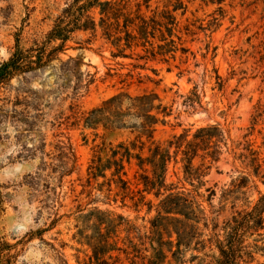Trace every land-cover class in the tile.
Masks as SVG:
<instances>
[{"label": "rangeland", "instance_id": "obj_1", "mask_svg": "<svg viewBox=\"0 0 264 264\" xmlns=\"http://www.w3.org/2000/svg\"><path fill=\"white\" fill-rule=\"evenodd\" d=\"M182 1L188 9L184 16L177 14L175 34L181 42L174 40L187 53L178 51L169 63L160 58L141 60L144 53L140 49L127 51L129 58L114 59V49L106 41L83 33L67 43L60 59H77L83 87L75 104L82 112L125 90L133 94L153 91L170 113L165 124L157 126V142L165 143L185 132H189L190 140L199 128L219 126L223 137L216 155L219 161L205 162L204 168H210L203 183L185 179L180 155L166 174L168 187L195 198L201 221L193 223L199 238L189 241V249L182 246L181 252H176L174 235L169 253L164 235L165 264H201L218 256L206 241L215 234L224 237L226 222L239 213H252L264 198V0H224L220 5L216 0ZM63 7L64 0H0V64L10 58L18 36L22 47L43 37ZM88 81L92 84L86 88ZM60 83L57 72L50 69L28 85L31 90H39L45 102L54 104L53 112L34 131L10 121L0 125V238L12 246L11 262L147 264L141 258L152 257L154 251L128 229L135 227L142 236L150 235L163 197L147 194L145 203L136 208L129 199L115 201V184L111 186L113 192H108L112 172H106L105 179L88 182L87 169L98 147L109 148L133 137L128 132L109 133L102 127L97 131L52 127L57 106L65 111L72 103L67 98L71 89L60 97L65 102H55ZM11 85L16 87L19 81L14 79ZM14 95V91L2 90L0 100L13 99ZM193 95L197 99L188 103ZM3 104L0 101V107ZM43 140L46 147L41 152ZM59 141L71 146L76 156L73 173L62 183L57 178H45L49 170L38 176L42 163H57ZM102 157L103 161L109 158L107 151ZM200 164L198 157L194 166ZM137 170L134 164L127 166L130 189L136 198L142 190V186L137 187ZM243 177L248 178L247 188L229 193L234 190L233 182ZM261 207L263 228L250 231L244 238V246H258L250 264H264V201ZM118 217L129 225L115 229L121 222ZM201 241L205 249L204 244L197 245ZM96 245L101 246L98 258L94 256ZM133 246L140 253H133ZM154 248L158 249L156 243Z\"/></svg>", "mask_w": 264, "mask_h": 264}, {"label": "trees", "instance_id": "obj_2", "mask_svg": "<svg viewBox=\"0 0 264 264\" xmlns=\"http://www.w3.org/2000/svg\"><path fill=\"white\" fill-rule=\"evenodd\" d=\"M224 0H216L222 4ZM164 5L161 6V3ZM187 5L182 0H64V7L54 19L51 29L41 38H35L29 47L21 46L20 36L16 38L15 46L10 58L0 64V94L2 90L14 91L13 99L5 98L0 107V125L10 121L15 126L26 127L34 131L44 122L47 116L53 112L54 104L43 100L39 90H31L28 85L42 76L47 70L57 72L62 83L57 89L58 95L55 102H65L60 99L62 95L71 89L72 100L68 107L69 114L57 106L56 114L52 116V127L91 129L97 131L103 128L109 133L128 132L132 139L120 142L116 146L110 144L109 148L98 147V151L92 157L88 166V182L106 178V172L110 171L112 179L108 181V192L112 193V184L116 185L114 199L121 198L123 202L129 199L138 208L145 203V195L153 193L157 198L163 197L157 207V216L151 224L150 235L142 236L135 227H129V234H136L139 241L149 243L154 255L146 260L147 264H165L168 256L163 251V237L167 236L166 246L170 253L173 248L172 237L176 235V252H181V247L190 248V240L198 239L199 234L193 223L201 221L198 218V207L195 198L191 194L176 191L175 188L166 185V174L172 161L177 163L181 156L183 174L187 181L193 183L207 176L205 162L210 159L212 163L219 161V146L222 144V134L219 126H207L199 128L192 139H188L189 132L180 136H174L165 143L157 142L154 138L157 126L165 124V118L170 116L167 107H163L157 94L153 91L131 93L122 91L103 101L101 105L88 112H82L75 104L83 87L82 76L77 65V59L69 58L62 62L60 55L66 51V45L72 41L78 33L89 34L93 38L100 36L113 49V58H129L127 51L142 50L144 56L141 60L149 61L160 58L169 63L175 60L178 51L183 55L187 50L178 44L174 38L181 42V37L176 36L178 27L177 14L184 16L187 13ZM188 35L190 31L186 29ZM59 64V65H56ZM17 79L19 85L13 87L12 81ZM92 84L88 81L86 88ZM73 85V86H72ZM72 86V87H71ZM196 95L187 99L193 103ZM10 109H4L5 106ZM48 112H45V110ZM162 117V119H161ZM45 140L42 141L39 150L44 152ZM58 155L56 164L42 163V173L49 170L45 178H57L60 183L65 176H70L76 164V156L71 146L59 141L56 145ZM109 158L103 161L102 153L106 152ZM200 157L201 164L194 166V161ZM138 169L135 178L138 179V198L130 189L127 166ZM56 175V176H55ZM248 178H241L233 182V189L228 191L246 189ZM208 191H211L209 189ZM213 193V192H212ZM132 194V195H131ZM226 193H224L225 197ZM136 199V200H135ZM264 198L259 200L252 213H242L233 216L226 222L223 231L224 237L218 234L210 237L206 243L210 248L218 252V256L210 257L211 261H202L201 264H250L254 260L257 245L244 246V238L250 231L263 228L261 204ZM3 198L0 192V210H2ZM152 206L150 205V211ZM97 211V210H96ZM112 215V214H111ZM109 215V216H111ZM182 218V219H180ZM121 222L114 226H128V223L118 217ZM99 221V220H98ZM253 224V225H252ZM216 231V230H215ZM154 243L158 249L154 248ZM199 244H204L201 241ZM99 245L94 247V256L98 258ZM12 246L0 238V264H12L10 250ZM133 253L139 252L133 246ZM140 256H134L139 258Z\"/></svg>", "mask_w": 264, "mask_h": 264}]
</instances>
